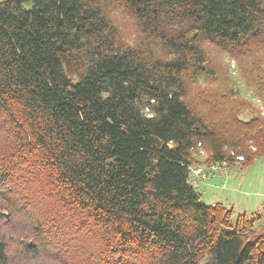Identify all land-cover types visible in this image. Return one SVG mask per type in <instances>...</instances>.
<instances>
[{"label":"trees","instance_id":"trees-1","mask_svg":"<svg viewBox=\"0 0 264 264\" xmlns=\"http://www.w3.org/2000/svg\"><path fill=\"white\" fill-rule=\"evenodd\" d=\"M200 152L264 157V0H0V264H264Z\"/></svg>","mask_w":264,"mask_h":264},{"label":"rangeland","instance_id":"rangeland-1","mask_svg":"<svg viewBox=\"0 0 264 264\" xmlns=\"http://www.w3.org/2000/svg\"><path fill=\"white\" fill-rule=\"evenodd\" d=\"M119 24L124 28L127 27L128 37L135 35L130 21L127 20L125 23L121 20ZM211 52L213 61L222 65L220 71L222 78L228 81L229 85L239 88L241 97L251 98L249 89L246 90V87L242 85L248 79L243 72L244 64L238 63L235 58L223 52ZM253 77L255 74L252 75ZM246 113L243 111L240 117H246ZM196 158V162L191 165L192 169L200 171L198 174L206 172V176L205 179H198V175L197 177L194 175L190 181L202 194L204 204L213 205L220 202L233 209L234 217L242 213L251 215L262 211L264 208V157L247 167H243L238 162L231 167L227 164L206 163L204 152H200Z\"/></svg>","mask_w":264,"mask_h":264},{"label":"built area","instance_id":"built-area-1","mask_svg":"<svg viewBox=\"0 0 264 264\" xmlns=\"http://www.w3.org/2000/svg\"><path fill=\"white\" fill-rule=\"evenodd\" d=\"M237 159L238 160H242V157L241 156H237ZM212 169H213V166H212ZM190 170H191V178L192 176L194 177V175L197 177L198 175V179H205V176H206V172L202 173V174H198L200 171H197V169H192V167H190ZM208 172V171H207Z\"/></svg>","mask_w":264,"mask_h":264},{"label":"crops","instance_id":"crops-1","mask_svg":"<svg viewBox=\"0 0 264 264\" xmlns=\"http://www.w3.org/2000/svg\"><path fill=\"white\" fill-rule=\"evenodd\" d=\"M263 197H264V194H263Z\"/></svg>","mask_w":264,"mask_h":264}]
</instances>
